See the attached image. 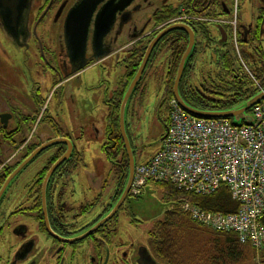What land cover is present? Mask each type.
I'll return each mask as SVG.
<instances>
[{"label": "flooded vegetation", "instance_id": "flooded-vegetation-1", "mask_svg": "<svg viewBox=\"0 0 264 264\" xmlns=\"http://www.w3.org/2000/svg\"><path fill=\"white\" fill-rule=\"evenodd\" d=\"M80 1L30 0L29 9L23 21L24 25L17 36L9 35L0 25V34L10 48L12 55L10 59H14L10 64L23 61L25 65H32L30 59H35L33 68L36 69V75H40L41 72L43 74L41 81L25 79V89L19 85L13 88L14 80L21 75L16 68L18 63L12 66L14 72L12 73L8 65L0 62V188L14 170L12 167L17 166L41 144L58 137L71 141L69 136L61 130L55 118L49 115L46 106L48 98L45 100L40 97V92L45 89V85H50L46 91L53 96L66 80L78 77L86 69L101 64V60H104L101 57L95 59V54L101 53V50L95 51L92 37L96 15L101 11V6L109 0L100 2L93 12L84 63L70 61L67 55L63 37L64 21L68 12ZM115 1L129 2V4L116 13L111 31L104 38V48L109 51V58L113 54L116 55L117 67L123 70V77L130 71L133 60L137 59L136 56L140 54L139 66L147 46L161 30L149 28L150 24L155 23L153 16L160 8H166L173 3L170 0ZM245 1L255 6L257 13L251 23L241 24L237 19L235 22L236 44L230 34V26L233 27L229 23L231 22L230 0H226L227 5L222 4V10L215 12V15L218 14L217 18L202 20L197 16L182 15L179 22L187 24L192 29L195 40L187 62L191 66L188 70L194 73H190L192 76L189 74L191 79L194 75L195 79H202L197 75L195 67V64H199V59L202 61L208 58L206 61H209L211 67L214 66V73L210 74V77L223 76L230 82L237 76H247L238 67V59L252 75L262 68L264 64L262 46L264 43V0ZM179 2L178 0V5ZM185 12L183 8L178 11L179 14ZM217 20L225 21V23L220 24ZM219 29L223 30L224 38ZM39 30L42 34L45 33V36L48 32L57 33L54 40H51L52 45L49 46L48 43L42 41V37L38 34ZM184 35L187 39V34L184 33ZM161 43L164 44L162 39L152 55L162 45ZM164 46L168 51L166 61L168 76L173 71L172 59L176 56L179 45L172 40ZM185 49L186 46L184 51ZM4 53L7 52L4 50ZM122 54L124 56H121ZM152 55L142 73V80L150 65ZM176 72L177 68L175 75ZM23 73H26L25 70ZM121 79L117 84L122 83ZM15 83L18 84V81ZM227 86L231 85L227 84ZM116 91L117 89L112 92ZM162 93L167 106L164 96L165 85ZM106 104L109 114L114 105L107 102ZM42 121L49 123L51 130H54L52 137L48 138L38 132L37 126ZM106 128L107 117L105 136ZM51 149H56V152L48 156L45 165L40 170L32 175L24 176L18 183L10 184L0 197V264H169L168 259L159 257L153 249L152 229L154 224L162 219L156 220L152 228L146 230L145 241L141 240V237H131L129 234L126 238L121 236L118 212L125 201L112 218L91 234L85 235L101 221L121 195L122 176L119 163L116 166L117 169H113L115 173L113 177L108 175L112 169L107 174L101 171V176L87 173L85 180L89 182L88 188L73 201L79 164L76 163L75 156L78 151L73 144V153L69 161L59 165L45 182L50 167L63 155L66 147L63 144L54 145L34 160ZM26 154L27 156L22 159ZM107 160L114 163V160ZM108 176L114 178L116 182L112 195L106 202L105 183ZM92 187L94 192L91 195L89 188ZM94 196V200H88L89 197ZM130 216L132 218L127 223L128 228L132 227L131 221H137L133 215Z\"/></svg>", "mask_w": 264, "mask_h": 264}, {"label": "rangeland", "instance_id": "rangeland-1", "mask_svg": "<svg viewBox=\"0 0 264 264\" xmlns=\"http://www.w3.org/2000/svg\"><path fill=\"white\" fill-rule=\"evenodd\" d=\"M170 1L173 5L178 4V0ZM256 13L257 8H255V6H251L245 0H240L237 15L239 23L247 24L253 22ZM144 18L146 19L147 17ZM158 27L159 25L152 23L149 28L157 29ZM40 31L41 30L38 31V34L42 37V41L48 43L49 46L52 45L51 40H54V36H56L57 33L55 31L51 33L48 32L47 34L49 36L47 34L45 36V33H43L44 37ZM5 42L6 40L0 34V62L8 65L10 67L9 71L14 73L12 66H15L17 61L14 62L13 65L10 64L14 59H10L12 56L9 51L10 48ZM262 46L264 49V43ZM4 50L7 53H4ZM114 55L115 54L111 55V58L106 57L104 60H101V64H96L86 69L78 77H72L66 80L55 95L52 96L51 93L46 91L50 85H45V89H42L40 92V97H43L45 100L48 98L46 106L49 115L55 118L61 130L69 136L78 151L75 156L76 163L79 164L76 182L74 184L75 193L72 198L73 201L78 199L88 188L89 182L85 180V175L87 173L101 176V171L107 174L112 169L111 173L108 175L113 177L115 175L113 169L120 163L119 158L114 159V163L108 162L102 150V146L106 142L105 126L109 111L106 102L115 106L123 93L125 78L127 77V74H124L122 77L123 70L121 67H117V58L116 55ZM121 56L124 55L122 54ZM167 56L168 51H166V47L164 44L160 45L152 55L150 65L144 74L143 80L141 79L139 81L140 83H138L135 94L131 96L126 106L125 125L130 144L135 154L136 163H143L150 158L159 149L161 144L160 140L162 136L165 135V122L168 118V111L163 99L162 90H164L165 85V101H170L167 94ZM136 57L140 58V54ZM34 60L35 59H30L33 66L30 64L25 65L23 61L17 62L16 68L21 75L14 80V84H12L13 88L16 87L15 85H19L25 89V79L27 78L28 80H42V72L40 75H36L35 73L36 69L33 68L35 67ZM206 60L202 59L201 61L199 59V64H195L197 75L202 79H195V75L194 78L191 79L189 74H194L192 71L187 74L189 81L197 85L202 91H204L202 87L203 84L206 86V90L208 88L212 89V87L206 83V80L209 84L216 81L215 76L214 78L210 77V74L214 73L213 70H215V68L214 66L211 67L209 61ZM133 61L136 63L138 59L135 58ZM24 70L26 73H23ZM119 79H121V84H117ZM15 81H18V84H16ZM116 89V92H112ZM37 130L41 135L44 134L48 138L52 137L54 133V130H51L49 123L46 121H42L37 126ZM53 152H56V149L48 150L36 160L29 163L27 167L16 176L11 184L18 183L24 176L32 175L40 170L45 165L48 156L53 154ZM73 167H75V165H73ZM109 176L105 183L106 202L110 199L116 182L114 178H109ZM92 189L93 187L89 188L91 195L94 192ZM96 195L97 193L95 196ZM95 196L92 198L89 197L88 200H94ZM168 209H172V204L164 200L161 190L152 183L147 184L138 196L130 194L119 210L118 219L120 220L119 232L121 236L126 238L127 234H129L131 237H141V240L144 239L143 241H145L146 230L152 228V224L156 220L163 219V213ZM180 209L189 219L188 215L183 211L182 205ZM130 215H133L137 221H131L132 227L128 228L127 223L132 218ZM200 232L201 231H198L196 233V238L193 237L195 242L193 246L195 253H190L189 255L192 259L200 260L197 264H203L205 257H207V255L202 257L205 255L203 251L208 248L209 251L211 250L212 252V248H214L210 242V237L204 232ZM187 241L190 242V238H188ZM181 249V252H183L184 249ZM179 257L182 260H187L188 258L180 254ZM238 264H254V260L245 258Z\"/></svg>", "mask_w": 264, "mask_h": 264}, {"label": "built area", "instance_id": "built-area-1", "mask_svg": "<svg viewBox=\"0 0 264 264\" xmlns=\"http://www.w3.org/2000/svg\"><path fill=\"white\" fill-rule=\"evenodd\" d=\"M237 6L235 0L233 20L229 22L234 28L235 44ZM243 70L261 91V85L244 65ZM249 113L253 117L251 125H235L230 119L197 118L172 100L159 149L135 167L132 194L139 195L150 182H168L196 196H210L224 187L238 205L236 212L207 211L188 201L182 204L183 211L200 226L215 232L234 233L240 244L262 249L264 99Z\"/></svg>", "mask_w": 264, "mask_h": 264}, {"label": "trees", "instance_id": "trees-1", "mask_svg": "<svg viewBox=\"0 0 264 264\" xmlns=\"http://www.w3.org/2000/svg\"><path fill=\"white\" fill-rule=\"evenodd\" d=\"M179 1V5H170L166 8H160L159 11L153 16L155 24L160 25L167 22L168 20L182 15H186L188 17L197 16L203 20L217 18L218 14L215 15V12L222 10V4L227 5L226 0ZM232 3L233 0H230V6H232ZM181 8H183L186 12L179 14L178 11ZM172 40L175 44L179 45V49L176 56H174L172 59L173 71L167 76V94L170 99L173 98L172 85L175 76V70L187 43L184 32L180 30L171 31L165 35L164 38H162V42L165 45ZM137 59L138 61H136V63L133 61V65L131 66L130 71L127 73L123 92L125 91L136 71L139 62V58ZM190 67L191 66L189 63L185 66L179 84V94L186 103L194 108L201 110H227L241 105L258 92L253 80L248 76H237L231 82L228 78L226 79L223 76H217V83L214 81L212 84H209V82L206 80V83L212 87V89L208 88V91L206 90V86L201 82L203 84L202 87L204 88V92L199 89L197 85H194L189 81L187 74L191 71L188 70ZM261 67L260 70L258 69L259 71L257 73L253 72V77L262 87H264V64ZM227 84L231 86H227ZM122 95L115 106L112 107L107 116V141L103 144L102 150L109 160L119 158V170L122 176L121 186L123 187L128 171V159L123 147V141L120 136L118 126V113ZM26 156L27 154L22 159H24ZM10 170L13 169L10 168ZM2 181H4V179ZM153 185L161 190L164 200L172 204V209L166 210L164 212L163 219L161 221H157L152 229L153 231L151 235L153 238V249L159 257L168 259L169 264L199 263L200 260L192 259L189 257V255L190 253H195L193 248L195 245L193 237L196 238V233L201 231L200 233L204 232L210 237V242L214 247L212 248V252L211 250L209 251L208 248L203 251L205 255L202 257L207 255L203 264H238L245 258L249 260L253 259L254 264H264V247L258 251L253 250L249 245L240 244L236 234L234 233L214 232L203 228L198 224L191 222L180 209L182 202L188 201L208 211L220 213L236 212L238 205L232 201L226 188L222 187L220 190L210 196H196L179 190L168 182H156ZM262 222L264 224V217ZM188 238H190V242L187 241ZM181 248L184 249L183 252H181ZM178 252L181 256L183 255L188 257L187 260H182L179 257Z\"/></svg>", "mask_w": 264, "mask_h": 264}, {"label": "water", "instance_id": "water-1", "mask_svg": "<svg viewBox=\"0 0 264 264\" xmlns=\"http://www.w3.org/2000/svg\"><path fill=\"white\" fill-rule=\"evenodd\" d=\"M103 1L104 0H81L68 12L64 21L63 37L67 55L70 61H79L81 63H84L88 30L92 15L96 6L100 2L102 3ZM127 4H129V2L123 3L122 1L116 2L115 0H109L101 6V11L96 15L95 18V27L92 37V43L95 51L101 50V53L95 54V59H98L100 57L101 59H105V57H108L109 51L104 48V38L111 31V28L116 19V13L118 11H122L125 8V5ZM29 5L30 0H0V25L1 27H3L5 32L12 36L18 35L24 25L23 21L26 18ZM174 30H180L187 34L188 37L186 49L179 61L177 72L174 77L172 86L173 98L184 111L198 118L232 119L235 125H240L241 123L245 125H251L253 123V117L251 114H248V111L251 107L256 105L259 101L264 98L263 89V91L258 92L241 105L227 110H201L194 108L188 103H186L179 94V84L187 61L195 45L194 33L187 24L182 22H173L162 28L147 46L137 71L133 75L131 81L129 82L127 88L123 93L119 106V133L122 138L123 147L128 159V171L126 180L122 187L121 195L116 201V203L113 205V207L110 209V211L101 219V221H99L93 226V228H91L87 233H85V235L91 234L100 225L112 218L128 196L134 176L135 158L133 155L132 146L130 144L125 125L126 106L129 99L134 94V91L141 79L145 66L149 61L155 47L165 35ZM219 30L221 32L222 37L224 38L223 30ZM58 144L65 145V152L50 167L49 172L45 178V182L49 178L51 173L59 167V165H61L65 161H69L73 153V144L69 139L64 137H58L41 144L29 156H27L23 161H21L17 165V167L11 172V174L6 178L0 188V197L6 191L11 182L16 178V176L23 169H25L29 163H31L43 151ZM65 241L68 242L69 240Z\"/></svg>", "mask_w": 264, "mask_h": 264}, {"label": "crops", "instance_id": "crops-1", "mask_svg": "<svg viewBox=\"0 0 264 264\" xmlns=\"http://www.w3.org/2000/svg\"><path fill=\"white\" fill-rule=\"evenodd\" d=\"M117 85V84H116ZM115 86V85H114Z\"/></svg>", "mask_w": 264, "mask_h": 264}]
</instances>
